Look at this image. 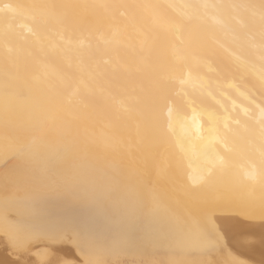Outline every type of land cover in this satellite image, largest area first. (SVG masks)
Masks as SVG:
<instances>
[{
    "label": "bare ground",
    "instance_id": "1",
    "mask_svg": "<svg viewBox=\"0 0 264 264\" xmlns=\"http://www.w3.org/2000/svg\"><path fill=\"white\" fill-rule=\"evenodd\" d=\"M0 231V264L61 233L76 264H264V0H0Z\"/></svg>",
    "mask_w": 264,
    "mask_h": 264
},
{
    "label": "rangeland",
    "instance_id": "2",
    "mask_svg": "<svg viewBox=\"0 0 264 264\" xmlns=\"http://www.w3.org/2000/svg\"><path fill=\"white\" fill-rule=\"evenodd\" d=\"M64 207H62L61 209H63ZM11 219H13V216H11L10 217ZM52 219V217H49V218H47V221H49V220H51ZM67 234V233H66ZM64 235V236H66V237H68V239H67V241H66V239L65 240H63V236H61L60 235V237L59 238H50V237H45V236H40V237H38V238H34L33 240H31L30 242H29V245H32L33 247H31L29 250H27V254H28V256H27V258H28V263H30V264H39L40 262H41V260H40V257L39 256H41V254H42V251H43V254H44V252H45V256L47 255H49V252H50V254L51 255H57V256H59V257H63L64 255L61 253V252H59V250L56 248L57 246L56 245H59V244H61V243H59V241H60V239L62 240V245H65V247L72 253V255H71V258H70V260H71V262H77V263H79L80 261H79V257H78V255H76V253H75V251H74V247H72L71 245L72 244H70L69 243V241H70V236L69 235ZM62 237V238H61ZM7 238H5L4 237V234L2 233V231H0V249L2 248V247H5V246H7V243H9V241H7L6 240ZM63 241H65V242H63ZM46 242V243H45ZM52 242V243H51ZM67 242V243H66ZM53 243H55V244H53ZM55 246H53V245ZM36 245V246H35ZM69 245V246H68ZM47 247V248H46ZM257 248H258V246L256 247V249H254V250H252V252L253 251H255V250H257ZM37 249V250H36ZM43 249V250H42ZM50 251H49V250ZM35 252H34V251ZM5 252L4 253H6V255L8 256V258H9V260H11V261H15L16 260V258H17V256H14V255H10V254H8L9 252L5 249L4 250ZM49 251V252H48ZM52 252L54 253V254H52ZM23 253L24 252H20V254H19V256H21V255H23ZM59 253V254H58ZM29 254H31V256L29 255ZM35 254V255H34ZM73 257V258H72ZM14 258V259H13ZM56 258H58V257H56ZM39 260V261H38ZM73 260V261H72ZM76 264V263H75Z\"/></svg>",
    "mask_w": 264,
    "mask_h": 264
},
{
    "label": "snow or ice",
    "instance_id": "3",
    "mask_svg": "<svg viewBox=\"0 0 264 264\" xmlns=\"http://www.w3.org/2000/svg\"><path fill=\"white\" fill-rule=\"evenodd\" d=\"M61 235H62V233H61Z\"/></svg>",
    "mask_w": 264,
    "mask_h": 264
}]
</instances>
